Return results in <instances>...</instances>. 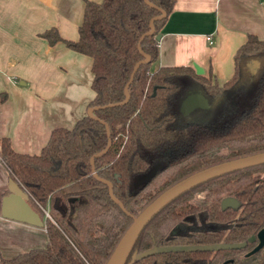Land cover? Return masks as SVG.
<instances>
[{"label": "trees", "instance_id": "trees-1", "mask_svg": "<svg viewBox=\"0 0 264 264\" xmlns=\"http://www.w3.org/2000/svg\"><path fill=\"white\" fill-rule=\"evenodd\" d=\"M148 1L83 0L75 39L61 37L53 26L40 32L49 44L60 40L90 57L93 93L85 108L100 105L92 113L105 122L110 137L105 150L91 160L95 173L111 182L113 195L132 214L196 169L264 150V39L247 33L233 54L232 75L221 82L196 73L191 65L153 68L156 34L173 0ZM159 9L163 14L150 20ZM141 34L139 50L136 41ZM143 53L148 59L136 65L126 99L116 102L123 99V85ZM187 88L201 91L208 106L184 116L178 103ZM99 119L84 112L69 127H52L35 153L16 151L6 136H0V160L27 192L46 233L43 246L0 256L1 264L104 263L131 218L90 170L89 156L106 142ZM155 162L160 166L146 181L133 183L136 174ZM263 166L260 162L232 169L178 193L146 220L122 264H206L209 254L221 257L230 252L165 250L131 259L132 252L152 244L235 240L264 224V172L251 173ZM197 190L203 194L194 198ZM225 195L235 197L238 205L221 208ZM40 206L49 217L43 216ZM207 222L214 225H203ZM188 223L196 226L172 230ZM254 256L260 264V256Z\"/></svg>", "mask_w": 264, "mask_h": 264}, {"label": "crops", "instance_id": "crops-1", "mask_svg": "<svg viewBox=\"0 0 264 264\" xmlns=\"http://www.w3.org/2000/svg\"><path fill=\"white\" fill-rule=\"evenodd\" d=\"M263 1L173 0L151 67L194 62L218 82L229 78L246 34L264 39ZM82 7L83 0H0V136L16 151L37 152L52 127H69L85 112L93 93L90 57L40 35L53 26L75 39ZM9 177L0 160V201ZM45 242L43 221L35 225L0 211L1 257Z\"/></svg>", "mask_w": 264, "mask_h": 264}, {"label": "water", "instance_id": "water-1", "mask_svg": "<svg viewBox=\"0 0 264 264\" xmlns=\"http://www.w3.org/2000/svg\"><path fill=\"white\" fill-rule=\"evenodd\" d=\"M147 3H150L148 0H144ZM159 14L152 16L150 20L153 17H158L163 14V10L159 9ZM152 29L151 25L147 31H150ZM142 34L139 35L136 46L139 49V40L141 38ZM156 37H158V34H156ZM140 50V49H139ZM148 59L147 54L143 53V57L141 59H138L135 61V63L132 66V69L129 73V76L126 80V82L123 85V99L116 101V102H122L126 99V86L132 76V73L136 67V65L141 61H146ZM255 60H252V64H255ZM192 66L196 73L201 72V68L196 64L192 63ZM115 102V103H116ZM109 104V103H106ZM181 107L185 106V109H190L193 106L199 105L206 107L208 105L207 98L205 95L199 91L195 90L192 92H188L180 101ZM100 105H90L85 108L86 114L89 116H92L94 118L99 119L97 116H95L92 113V109L95 107H98ZM184 108V107H183ZM103 124L105 128V134H106V142L103 148L100 150L92 153L89 156V162H90V170L92 175L99 179L100 181H103L107 185V193L109 197L119 206V208L128 214L131 218L130 222L127 224V226L124 228L118 239L116 240L115 244L113 245L111 251L109 252L108 256L106 257L103 264H122L123 259L125 258L135 236L137 235L140 228L143 226V224L146 222V220L163 204H165L167 201H169L171 198L176 196L178 193L182 192L183 190L187 189L188 187L195 185L196 183H199L209 177L218 175L220 173L230 171L232 169H236L239 167H244L248 165L257 164L260 162H264V150L256 151L253 153H248L245 155L236 156L233 158L221 160L209 165H206L204 167H201L199 169H196L187 175L181 177L180 179L172 182L165 188H163L160 192H158L151 200H149L136 214H132L128 212L121 202L113 195L112 193V186L111 182L106 179L99 177L93 167L92 163V157L102 153L105 148L108 146L110 142V137L108 133V128L105 122L101 119H99ZM160 166L159 162H155L151 164L145 171L142 173L136 174L133 177V183L146 181L155 171V169ZM27 192L25 189L20 186L12 177H9L7 180V193L3 194L0 201V211L3 215L19 219L31 224L35 225H41L42 219L40 218L37 211H35L30 204L27 202ZM235 205L236 200L232 197H224L221 199V206L225 205ZM258 237L257 243L249 250L252 251L256 248H258L263 242H264V228H260L257 233ZM243 244V241L239 242H214V243H201V244H164V245H151L147 248H144L137 252L131 253V259L139 258L143 255L155 252V251H163V250H194V249H217V248H225V247H238Z\"/></svg>", "mask_w": 264, "mask_h": 264}, {"label": "flooded vegetation", "instance_id": "flooded-vegetation-1", "mask_svg": "<svg viewBox=\"0 0 264 264\" xmlns=\"http://www.w3.org/2000/svg\"><path fill=\"white\" fill-rule=\"evenodd\" d=\"M195 90H198V89L187 88L186 92L181 96V98L179 100V103H178V110H179L181 115L189 116L197 108H206L208 106L207 105L206 107H204V106L196 105V106H193L190 109H185V106L181 107V104H180L181 99L188 92H192V91H195ZM263 172H264V166L261 168L260 172L257 169H255V170H252L251 173H252V175L261 176L263 174ZM202 194H203L202 190H197V191L194 192L193 197L196 198V197L202 196ZM224 197H232V198H234L236 200V204L235 205L227 204L225 206H221V199L224 198ZM221 199L219 201V204H220L221 208H224V207H227V206L236 207L238 205V200L235 197L231 196V195H225V196L221 197ZM203 225H206V226L210 227V226H213L214 224L211 223V222H207V223H204ZM195 226L196 225L194 223H188L187 225L184 224V225L175 226L172 230L175 231V232H178V231L182 232V231H185L187 228H190V227L193 228ZM199 226H201V224ZM260 228H264V224L258 225L256 228L249 229L244 234L243 238H239V239H235V240L218 239L216 241L206 242V243H214V242H239V241H243V244L238 246V247H225V249H229L230 252H228L227 254H224L221 257L214 256L213 253L209 254L208 258L206 259V264H256V262H258V261H255L256 257L254 256V254H256V256L258 254L260 256V258H261L260 260H262L261 263L264 264V242L258 248H256V249H254V250L249 252V250L258 241V237H257L256 233H257V231ZM169 244H201V243H169ZM155 245H157V244H155ZM160 245H164V244H160ZM217 249H219V248H217ZM217 249H208V250H211L213 252V251H215ZM194 250H196V249H194ZM163 251H165V250H163ZM245 257H247V258H245Z\"/></svg>", "mask_w": 264, "mask_h": 264}, {"label": "built area", "instance_id": "built-area-1", "mask_svg": "<svg viewBox=\"0 0 264 264\" xmlns=\"http://www.w3.org/2000/svg\"><path fill=\"white\" fill-rule=\"evenodd\" d=\"M263 2H264V1H263ZM40 208H41V211H42V213H43V216L49 217V213H48L47 209L44 208V207H42V206H40Z\"/></svg>", "mask_w": 264, "mask_h": 264}, {"label": "rangeland", "instance_id": "rangeland-1", "mask_svg": "<svg viewBox=\"0 0 264 264\" xmlns=\"http://www.w3.org/2000/svg\"><path fill=\"white\" fill-rule=\"evenodd\" d=\"M257 170L260 172L261 169H257ZM42 246H43V245H42Z\"/></svg>", "mask_w": 264, "mask_h": 264}]
</instances>
